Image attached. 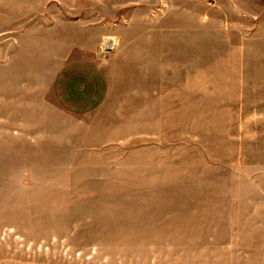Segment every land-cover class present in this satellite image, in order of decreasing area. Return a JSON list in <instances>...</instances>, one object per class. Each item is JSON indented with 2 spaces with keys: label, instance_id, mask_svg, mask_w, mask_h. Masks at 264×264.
I'll return each mask as SVG.
<instances>
[{
  "label": "rangeland",
  "instance_id": "rangeland-1",
  "mask_svg": "<svg viewBox=\"0 0 264 264\" xmlns=\"http://www.w3.org/2000/svg\"><path fill=\"white\" fill-rule=\"evenodd\" d=\"M163 5L149 35L0 18V264H264V0ZM88 55L108 98L75 117L50 79Z\"/></svg>",
  "mask_w": 264,
  "mask_h": 264
},
{
  "label": "crops",
  "instance_id": "crops-1",
  "mask_svg": "<svg viewBox=\"0 0 264 264\" xmlns=\"http://www.w3.org/2000/svg\"><path fill=\"white\" fill-rule=\"evenodd\" d=\"M167 2L168 0H0V18L6 19L8 24L10 19L17 20L13 25L18 31L21 30L18 34L23 38L33 35L35 30L41 28L51 32L56 25L50 20H61L65 25L77 23L85 27L86 31L90 28L102 34L109 33L111 26L114 32L124 28L125 20L129 19V23L140 20L145 27H150L145 33L149 35L159 30L154 25H162L164 22L167 12L163 4ZM109 4L112 6L109 7ZM197 17L199 23L201 19L200 16ZM35 20H48L50 24L42 27L39 23L35 24ZM70 20L80 21L73 23ZM89 20H95L96 23ZM91 22L93 26H90ZM8 33L15 32L8 30ZM50 83L57 106L71 116L92 115L107 102L109 81L105 67L97 56L65 59L53 71Z\"/></svg>",
  "mask_w": 264,
  "mask_h": 264
},
{
  "label": "bare ground",
  "instance_id": "bare-ground-1",
  "mask_svg": "<svg viewBox=\"0 0 264 264\" xmlns=\"http://www.w3.org/2000/svg\"><path fill=\"white\" fill-rule=\"evenodd\" d=\"M117 43L116 41H114V39H109L107 40V38L105 39V46L110 48V49H114L116 47Z\"/></svg>",
  "mask_w": 264,
  "mask_h": 264
},
{
  "label": "built area",
  "instance_id": "built-area-1",
  "mask_svg": "<svg viewBox=\"0 0 264 264\" xmlns=\"http://www.w3.org/2000/svg\"><path fill=\"white\" fill-rule=\"evenodd\" d=\"M102 48H103V51L109 52V53L113 52L116 49V47L114 49H110V48L106 47L105 42L103 43Z\"/></svg>",
  "mask_w": 264,
  "mask_h": 264
}]
</instances>
